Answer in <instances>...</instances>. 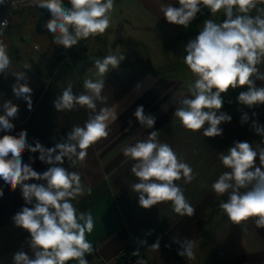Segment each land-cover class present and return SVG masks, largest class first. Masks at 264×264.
Listing matches in <instances>:
<instances>
[{
    "label": "crops",
    "instance_id": "obj_1",
    "mask_svg": "<svg viewBox=\"0 0 264 264\" xmlns=\"http://www.w3.org/2000/svg\"><path fill=\"white\" fill-rule=\"evenodd\" d=\"M168 4L179 7L176 0H115L109 28L103 34L93 35L87 47L74 46L69 61H61L52 48L50 32L44 26L48 12L44 9L21 12L9 28L23 35L24 41L20 38L21 45L9 52L11 65L7 75L0 73V105L11 100L18 105V113L12 120L14 129L7 133L0 131V137L18 135L26 130L29 144L39 141L45 148H51L65 142L71 128L83 126L92 113L80 106L58 112L54 101L68 83L75 94L84 92V80L97 79L96 60L113 55V51L117 56L124 55L119 67L110 69L105 76L102 96L107 97L106 101H97V111L103 107L112 108L118 113L117 120L109 124L106 137L89 146L83 162L73 168L65 158L63 165L78 172L85 188L91 189L90 194L85 192L73 201L79 211L90 212L93 216V231L86 233L94 249L86 256L89 264H117V251L125 247L143 250L149 264H264V228L256 227V217L236 224L222 211L210 231L209 261L198 245L194 250L195 259L179 256L180 246L172 241L191 239L197 242L205 212L212 202L222 197L211 189L218 176L228 171L221 164L219 153L226 152L236 141L264 148V137L252 127L254 121L264 126V105L253 108L241 105L237 97L247 87L229 88L221 94L224 103L220 111L232 119L219 125L222 135L205 137L203 129L192 132L181 125L174 113L179 102L190 96L189 88L196 79L190 69L181 71L186 66L185 47L199 34L205 20L220 23L221 14L220 11L211 14L204 8L185 29L168 23L163 17L161 6ZM65 5L71 7L68 1ZM118 5L128 9L131 16L124 19L128 28L122 27L121 33L117 32L113 19V10ZM258 5L264 8V3L257 2ZM253 12L249 14L257 15ZM24 42L30 45L34 55L24 48ZM128 43L133 46L132 50L123 48ZM171 49H174L172 56ZM258 68L264 74V64ZM17 72L25 73L26 82L33 90L31 110L12 91L16 82L13 73ZM255 84L264 87V81L255 79ZM138 106H143L145 115L155 117L153 128L141 126L136 120L134 112ZM245 114L249 119L242 123ZM207 126L206 122L204 127ZM151 131H160L159 141L170 145L193 169L195 178L191 183L186 184L182 179L176 181L195 208L191 218L174 213L171 202L142 208L137 194L131 190V185L138 180L130 171L134 161L123 155V149L145 139ZM38 157L39 152L27 149L22 154L25 163H31L35 171L43 173L49 165ZM0 189L3 190L0 196V264H13V256L18 251L33 255L30 234L13 221L17 211L31 205L25 204L19 186L12 190L0 179ZM157 240L160 248H149ZM67 264L77 262L73 260Z\"/></svg>",
    "mask_w": 264,
    "mask_h": 264
},
{
    "label": "clouds",
    "instance_id": "obj_2",
    "mask_svg": "<svg viewBox=\"0 0 264 264\" xmlns=\"http://www.w3.org/2000/svg\"><path fill=\"white\" fill-rule=\"evenodd\" d=\"M68 2L70 8L64 6V0H31L35 6L50 12L51 18L45 27L54 35L56 44L70 49L79 41L103 34L109 28L115 0ZM260 2L264 3V0ZM3 3L4 0H0V4ZM176 3L179 7L168 4L162 5L160 10L168 23L185 29L204 8L211 14L224 12L225 19L221 23L205 20L199 34L185 47L184 63L196 79L189 88L190 96L179 102L174 113L187 130L200 132L203 129L205 137L220 136L219 125L232 119L220 111L224 103L221 94L229 88L247 87L237 97L241 105L249 108L264 105V87L255 84V79L264 81V74L258 68L264 64V8H257V0H176ZM253 9H257L255 16L249 14ZM7 26V20L0 22V37ZM124 59V55L110 54L96 60L97 79H85L84 92L75 94L68 83L54 101L58 112L80 106L92 113L83 126L71 128L65 142L51 148H45L39 141L29 144L26 130L18 135L0 137V179L12 190L19 186L25 204L31 205L17 211L13 221L30 234L29 246L33 255L30 257L24 251H18L13 256V264H67L73 260L77 264H89L86 256L94 249L86 239V233L93 231V216L90 212L79 211L73 201L85 192L90 194L91 189H86L80 174L70 171L69 167L83 162L89 146L106 137L109 124L117 120L118 113L112 108L103 107L97 111V101H106L107 97L102 96L105 76L110 69L118 68ZM10 65L7 45L0 39V73L7 75ZM13 75L16 77L12 85L14 96L23 99L31 110L33 90L26 82L25 73ZM0 113V131L10 132L15 127L12 120L17 116L18 105L6 100L0 105ZM134 116L141 126L153 128L155 117L145 115L143 106L137 107ZM248 119L245 114L242 123ZM206 122L208 126L204 127ZM252 127L264 137V126L254 121ZM159 134L160 131H151L145 139L123 149V155L134 161L130 171L138 180L131 185V190L137 194L142 208L171 202L174 213L191 218L195 208L176 181L182 179L186 184L191 183L195 178L193 169L170 145L159 141ZM26 149L39 152L38 159L49 165L48 169L39 173L31 163H25L22 154ZM65 158L69 164L67 168L63 166ZM218 158L228 169L211 184L214 193L228 197L219 207L236 224L256 217V227L264 228V148H253L248 142L236 141L226 152H220ZM0 196H3L2 189ZM172 241L180 246L179 256L195 259V240ZM149 248L159 249V240ZM132 255L139 256V250ZM137 264H146V261L140 259Z\"/></svg>",
    "mask_w": 264,
    "mask_h": 264
},
{
    "label": "built area",
    "instance_id": "obj_3",
    "mask_svg": "<svg viewBox=\"0 0 264 264\" xmlns=\"http://www.w3.org/2000/svg\"><path fill=\"white\" fill-rule=\"evenodd\" d=\"M68 0H64V6L66 7V2ZM40 9L31 3V0H4L3 4H0V22L7 20L8 26L16 22L18 15L24 11H33ZM48 12V18L44 22V26L46 22L51 18L50 12L47 9H44ZM37 48V46H35ZM52 48L55 54L61 59V61H69L71 59L72 47L70 49L64 48L62 45H58L55 43V37L52 41ZM139 250V256H133L132 253L136 250ZM117 264H137V261L143 259L146 261V264H149L145 253L143 250L135 247H125L121 248L117 251L116 254Z\"/></svg>",
    "mask_w": 264,
    "mask_h": 264
},
{
    "label": "rangeland",
    "instance_id": "obj_4",
    "mask_svg": "<svg viewBox=\"0 0 264 264\" xmlns=\"http://www.w3.org/2000/svg\"><path fill=\"white\" fill-rule=\"evenodd\" d=\"M257 2H260V0H257ZM257 8L258 9L261 8L260 5H258ZM127 10L128 9L123 8V7L119 6V5L117 7H115L114 10H113L115 12V14H114L115 16H114L113 19H114L115 24L118 27L117 32H120V33L123 32V28L122 27H125L126 29L128 28L127 27V24H126V22H125L124 19L129 18L131 16L129 15V13H128ZM251 12H253V10ZM220 14H221V21H220V23H221L224 20L222 18L225 17L223 10H220ZM253 14H258L257 13V9H254ZM18 35L20 36V34H18ZM18 35L14 31H11V34H7L6 31L3 30V36L0 37V39H3L4 43L7 45L8 52L11 53V51H12L13 48L18 47V46L21 45L20 39H19L20 37ZM121 38L124 39L125 36L123 35V36H121ZM92 40H93V37L92 36H89L87 39H84V40L79 41L78 44L75 45V46L78 49H80L83 46H86L87 47L89 45V43H91ZM73 47H72V49H73ZM123 48L128 49V50H132L133 49V46L131 45V43L130 44L128 43V44L124 45ZM112 53H113V55H115V51H113ZM173 53H174V49H173V51L171 49L170 56H172ZM187 69H189V68L186 65V66H184V68L181 69V71L185 72ZM203 253H204V257L206 258V260L209 261L210 256H209L208 248L207 247L204 248Z\"/></svg>",
    "mask_w": 264,
    "mask_h": 264
},
{
    "label": "trees",
    "instance_id": "obj_5",
    "mask_svg": "<svg viewBox=\"0 0 264 264\" xmlns=\"http://www.w3.org/2000/svg\"><path fill=\"white\" fill-rule=\"evenodd\" d=\"M4 30L6 31L7 34H11V31H13V30H11V28H9V26L7 28H5ZM50 35H51V43H52L54 35L52 33H50ZM22 36L23 35H20L19 37L24 41V38ZM25 42H26V40H25ZM25 42L23 43L24 48L27 51H30L32 53V55H34L32 52L33 49L30 48V45L28 43L25 44ZM16 48L17 47H15L13 49H16ZM227 198H228L227 195H224V196L220 197L219 199L215 200L214 202H212L204 214L203 220L201 222L200 232H199L198 239H197L198 248L202 249V252L204 251L205 247L208 248L209 235H210L212 225H213L216 217L223 211L219 207V205L222 201H226ZM128 248H131V247H128Z\"/></svg>",
    "mask_w": 264,
    "mask_h": 264
}]
</instances>
